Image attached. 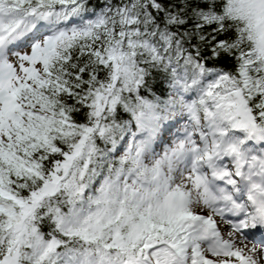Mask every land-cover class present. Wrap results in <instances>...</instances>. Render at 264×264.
<instances>
[{
    "label": "snow or ice",
    "instance_id": "1",
    "mask_svg": "<svg viewBox=\"0 0 264 264\" xmlns=\"http://www.w3.org/2000/svg\"><path fill=\"white\" fill-rule=\"evenodd\" d=\"M0 264H264V0H0Z\"/></svg>",
    "mask_w": 264,
    "mask_h": 264
}]
</instances>
